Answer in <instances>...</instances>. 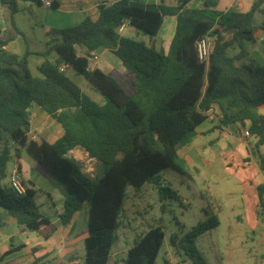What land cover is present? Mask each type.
<instances>
[{"label":"trees","instance_id":"trees-1","mask_svg":"<svg viewBox=\"0 0 264 264\" xmlns=\"http://www.w3.org/2000/svg\"><path fill=\"white\" fill-rule=\"evenodd\" d=\"M16 1L0 0L9 10L12 25ZM191 1L176 0L175 7L142 5L138 0L100 6L95 20L86 18L76 27L54 31L61 41L48 43L45 60L37 68L38 77L29 71L28 54L6 51L7 40H0V136L5 137L0 149V228L12 218L18 227L43 238L55 232V226L36 205L33 190L24 188V193L18 194L4 183L8 163H18L16 153L12 159L9 142L24 149L59 182L63 193L59 219L63 225L88 204L82 264H108L128 188L138 191L150 184L161 203L176 198L159 174L166 169L186 173L187 162L179 150L194 140L209 111L216 108L221 113L220 127L248 123L246 130L256 140L253 153L264 172V154L259 153L264 146V114L259 112L264 108V65L240 63L246 56L244 42L253 39L258 29L253 18L264 14V0H256L246 13H221L207 6L188 9ZM165 16L176 17L167 53L117 32L124 22L155 37ZM205 35L213 38L207 64L199 62L195 48L196 41ZM232 46L238 49L233 56L228 53ZM78 48L84 49L86 56H79ZM99 48L112 53L134 77L132 94L115 78L97 68L89 69L88 53ZM51 51L57 54L54 62L46 58ZM67 70L82 76L100 93L104 104L86 96L67 76ZM33 105L61 126L63 134L55 144L29 139V109ZM74 148L99 161L102 175L90 178L81 173L66 158ZM256 190L261 210L264 186L258 185ZM210 209L206 221L170 237V244L192 264H208L197 239L219 225ZM164 236L160 226L149 228L135 238L123 264H155Z\"/></svg>","mask_w":264,"mask_h":264},{"label":"rangeland","instance_id":"rangeland-1","mask_svg":"<svg viewBox=\"0 0 264 264\" xmlns=\"http://www.w3.org/2000/svg\"><path fill=\"white\" fill-rule=\"evenodd\" d=\"M16 8L13 25L21 32L20 36L14 34L9 10L0 4V37L11 36L17 37L22 42L26 41L29 52L36 57L37 53L44 52L47 48L46 44L52 40L50 34L43 33L44 15L30 0H17ZM253 23L263 24L264 16L255 15ZM135 31L126 30L123 35L147 46L159 48L160 45H151L154 37ZM262 31V37H264V30ZM60 41L59 37L56 42ZM155 43L158 44V39ZM246 47L247 45H244L245 51ZM259 53H264V43L261 41L252 47L248 56L256 59ZM56 59L55 52H49L47 60L54 62ZM245 63L249 64L248 60H245ZM99 64L106 65L103 60ZM29 69L33 72L31 63H29ZM116 79L128 93L134 92L126 74ZM74 82L93 102L98 105L104 104L103 97L86 80ZM259 112L264 114V108H261ZM212 122L219 123L215 114ZM202 125L208 126L209 122L205 121ZM240 126L239 124L228 125L224 127L225 135L214 130L203 135L201 140L194 141L196 159L188 162L186 173L181 174L166 169L159 174L162 184H167L176 198H168L161 203L156 189L150 184H145L138 191L133 188L127 189L121 226L117 231V239L111 247L108 264H123L126 253L133 245L135 238L155 226H160L165 235L155 264H192L182 252H177L176 248L170 244V237L173 234H184L199 222L206 221L207 213H211L210 208L217 215L219 225L197 239L198 249L207 263L263 264L264 233L261 229V214L257 215V212L261 213L264 207L260 210L255 204L256 188L258 185L264 186V180L259 171L252 167L254 162L251 152L254 151L255 138L251 136L243 138L239 133L242 131ZM4 144L5 137L1 134L0 149ZM248 145L251 146L250 149ZM187 147L190 146L180 149V154H184ZM259 153L264 154V146L260 147ZM252 154L257 159L256 154ZM14 155L15 149L12 148V159ZM19 155L24 166L22 174L27 178V174H30L28 167L32 160L26 158L22 150ZM66 158L75 161L77 168L87 177L94 178L95 175L99 176L103 173L102 164L90 159L80 148L70 152ZM12 162L13 160L8 163V171L11 169ZM261 175H264V172ZM8 177L7 175L4 183L8 182ZM56 183L60 188H54L56 204L59 206L57 210H59L63 202L62 188L59 182ZM26 185L30 188L28 179H26ZM162 205H164L163 208H161Z\"/></svg>","mask_w":264,"mask_h":264},{"label":"crops","instance_id":"crops-1","mask_svg":"<svg viewBox=\"0 0 264 264\" xmlns=\"http://www.w3.org/2000/svg\"><path fill=\"white\" fill-rule=\"evenodd\" d=\"M30 1L32 4L37 6V8L42 11V15H44L42 26L44 31L43 33L45 35L50 34L52 39L49 40L48 43H58L56 41L59 37L54 33V31L76 27L86 18L95 20L98 16V9L100 6L111 5L119 0H53L51 7H44L37 4L35 1ZM255 1L256 0H192L187 4L186 7L188 9H197L207 6L208 9L221 13H246L250 10ZM138 2L142 5L153 4L163 5L165 7L176 6V0H138ZM29 7L30 10H32V6L30 5ZM262 8L264 9V5ZM259 14L264 16V14ZM253 25L258 29L255 32L253 39L244 42L243 45H247V55L245 58L240 60V63L246 64L245 60H248L249 64L252 65H264V53H259L256 59L250 58V56H248L250 50L256 43L259 41L264 43V37H262L264 23L256 25L253 23ZM175 27L176 17L165 16L157 35L152 39L153 41L151 45H160L159 48L156 49L167 53L175 32ZM260 27L262 28L260 29ZM126 30H130V32H136L134 28L127 25L120 35L124 37L123 33H125ZM14 34L20 36L21 32L20 34H17L16 32ZM156 39H158V44L155 43ZM0 40H7L5 50L8 52L18 56H24L28 54V68L29 63H31L33 72H31L30 69L29 71L33 76H39L37 68L45 60L43 53H45V51L48 49V43L46 44L47 48L44 50V52L41 54L37 53L35 55L36 57H34V55L29 52V46L27 45L26 41L23 40L22 42L17 39V37L12 38L11 36L8 38L0 37ZM237 52L238 49L236 46H232L228 50V53L231 56L236 55ZM77 53L79 56H86L87 54L82 48H78ZM48 55L49 53L46 56L47 59ZM94 55L97 57L96 61L92 59ZM88 59V67L90 70L97 68L115 79L116 77H121L126 74L129 82L132 83L134 80V77L123 68L121 62L112 53L104 48H99L95 51L89 52ZM101 60L105 62V66H100L99 62ZM66 73L73 82L75 80H85L82 76L76 75V73L72 70H67ZM213 111L220 113L216 108L213 109ZM208 122V126L201 125L197 128V135L194 140L188 144L190 147H187L188 149L185 150L184 154H180L179 150V155L185 158L187 164L189 161H194V158L196 159L194 141L198 139L201 140L203 135L214 130H218L221 135L226 134L225 128L222 126L220 127L218 122ZM29 123L30 126L27 135L29 139L35 141L36 143L44 141L50 145H53L61 138L63 134L61 126L36 105L31 106L29 109ZM240 127V129L246 130L248 123H245ZM237 129H239V127H237ZM8 146L16 150L15 153L18 156V163H15L14 161L12 162L11 169L8 171L7 168V175L9 176L13 171H18L21 176L24 188L33 190L35 192V203L39 207L40 212L47 216L51 223L55 226V232L48 238H43L36 232H31L18 227L14 219L8 218L6 220V225L0 228V264H82L84 240L88 236V205L84 204L81 210L72 218V220L68 224L63 225L59 219L62 208L57 210V207L59 206L56 204V198L54 194V188H59L56 181L50 178L47 175L45 169L33 158H31L24 149L13 145L11 142L8 143ZM248 147L249 149L251 148L250 145H248ZM75 149L76 148L69 151L66 156ZM20 150L25 152L26 158H30L29 160H32V163L30 162L28 167L30 174H27V178H25V176L22 174L24 166L22 165L20 159ZM252 153L253 152H251V156L254 162L252 167L259 171L261 178L264 180V175H261L263 174V171L258 168L257 159L254 158ZM253 168L252 170H254ZM100 175L101 174H99V176ZM26 179H28L30 188H28L26 185ZM61 195L63 200L62 192ZM255 205L258 208V198Z\"/></svg>","mask_w":264,"mask_h":264},{"label":"built area","instance_id":"built-area-1","mask_svg":"<svg viewBox=\"0 0 264 264\" xmlns=\"http://www.w3.org/2000/svg\"><path fill=\"white\" fill-rule=\"evenodd\" d=\"M37 4L44 6V7H51L53 0H35ZM127 26L126 23H122L118 29L117 32L119 34H121L125 27ZM195 48H196V53H197V58L199 60V62L207 64L209 61V57L212 53V49H213V38L210 37L209 35H205L203 37H201L200 39H198L195 43ZM92 59L94 61L97 60L96 55H94L92 57ZM60 71H64L63 67H60ZM214 114L216 115L217 120L219 121L220 119H222V115L221 113L218 112H214L213 110L209 111L208 113V121H212L214 119ZM240 134L243 138H246L249 136L247 130L242 129V131H240ZM8 184L11 188H13L18 194H22L24 193V186L22 183V179L20 174L18 173V171H13L9 177H8ZM261 229L262 232L264 233V209L261 210ZM262 250L264 252V245L262 246ZM264 263V261H263Z\"/></svg>","mask_w":264,"mask_h":264}]
</instances>
